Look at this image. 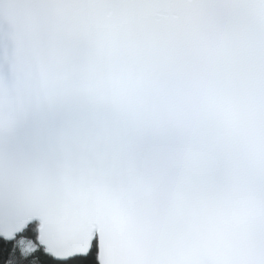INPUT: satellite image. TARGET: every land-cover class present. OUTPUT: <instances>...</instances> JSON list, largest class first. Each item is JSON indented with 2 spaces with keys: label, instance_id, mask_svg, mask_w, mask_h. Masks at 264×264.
I'll return each instance as SVG.
<instances>
[{
  "label": "snow or ice",
  "instance_id": "snow-or-ice-1",
  "mask_svg": "<svg viewBox=\"0 0 264 264\" xmlns=\"http://www.w3.org/2000/svg\"><path fill=\"white\" fill-rule=\"evenodd\" d=\"M0 264H264V0H0Z\"/></svg>",
  "mask_w": 264,
  "mask_h": 264
}]
</instances>
